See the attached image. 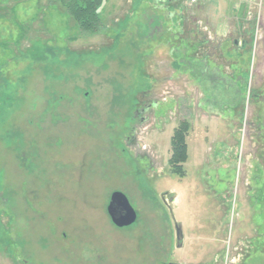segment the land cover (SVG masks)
Listing matches in <instances>:
<instances>
[{
	"label": "rangeland",
	"instance_id": "rangeland-1",
	"mask_svg": "<svg viewBox=\"0 0 264 264\" xmlns=\"http://www.w3.org/2000/svg\"><path fill=\"white\" fill-rule=\"evenodd\" d=\"M5 4L0 264H264V0H105L95 34Z\"/></svg>",
	"mask_w": 264,
	"mask_h": 264
},
{
	"label": "trees",
	"instance_id": "trees-1",
	"mask_svg": "<svg viewBox=\"0 0 264 264\" xmlns=\"http://www.w3.org/2000/svg\"><path fill=\"white\" fill-rule=\"evenodd\" d=\"M55 3L62 6L69 18L73 20L80 31L87 34H95L101 29V8L105 0H53ZM1 9L7 5H0ZM6 18V15L0 13V20ZM23 37V32L19 34L18 39ZM17 39V40H18ZM191 124L189 121H181L174 129L171 139L172 155L169 159L170 169L173 173L180 177L186 175L183 167L188 159V144L187 136L190 131Z\"/></svg>",
	"mask_w": 264,
	"mask_h": 264
},
{
	"label": "water",
	"instance_id": "water-1",
	"mask_svg": "<svg viewBox=\"0 0 264 264\" xmlns=\"http://www.w3.org/2000/svg\"><path fill=\"white\" fill-rule=\"evenodd\" d=\"M107 211L112 222L118 227H128L138 219V213L131 205L128 197L120 192L112 193Z\"/></svg>",
	"mask_w": 264,
	"mask_h": 264
},
{
	"label": "flooded vegetation",
	"instance_id": "flooded-vegetation-1",
	"mask_svg": "<svg viewBox=\"0 0 264 264\" xmlns=\"http://www.w3.org/2000/svg\"><path fill=\"white\" fill-rule=\"evenodd\" d=\"M184 20V18L183 17H181V21H183ZM195 29V28H194ZM195 31V30H194ZM198 30H196V32H197ZM143 111V109H141V112ZM139 113V112H138Z\"/></svg>",
	"mask_w": 264,
	"mask_h": 264
}]
</instances>
